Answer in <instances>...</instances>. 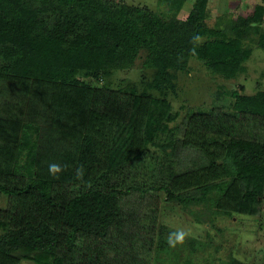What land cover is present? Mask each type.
Instances as JSON below:
<instances>
[{"label": "trees", "instance_id": "obj_1", "mask_svg": "<svg viewBox=\"0 0 264 264\" xmlns=\"http://www.w3.org/2000/svg\"><path fill=\"white\" fill-rule=\"evenodd\" d=\"M158 1L165 12L115 0H0V264H154L171 249L158 229L163 203L203 204L191 214L207 225L258 212L264 91L234 93L233 109L189 113L177 139L147 90L80 77L106 81L145 52L149 89L162 92L194 56L235 78L251 57L250 30L264 50V5L238 18L228 39L206 26L209 0L184 20L188 0ZM179 147L205 163L178 172Z\"/></svg>", "mask_w": 264, "mask_h": 264}, {"label": "rangeland", "instance_id": "obj_2", "mask_svg": "<svg viewBox=\"0 0 264 264\" xmlns=\"http://www.w3.org/2000/svg\"><path fill=\"white\" fill-rule=\"evenodd\" d=\"M132 6H148L158 12L165 8L158 0H115ZM196 0H188L179 19H185L192 11ZM257 5H264V0H209L206 26L223 30L229 38L234 32L229 31L238 18L252 16ZM264 30V25L261 28ZM257 34L250 30L244 40L245 49L251 51L250 59L235 78H228L223 73L211 70L205 60L194 56L188 63L186 71L175 72L174 88L168 87L162 92L149 89L155 71L144 65L146 53L141 52L133 67L114 72L105 80H95L80 74L83 81L94 87L109 85L113 88H130L135 86L139 92L148 91L153 98L166 106L174 129L175 138L183 135L188 114L198 110H209L213 107L233 109L234 93L255 95L264 91V50L254 44ZM216 39H202L213 42ZM178 172L182 173L205 163L202 155L194 150L179 147L177 151ZM6 198H0V207L4 208ZM192 205L190 211L180 206L163 203L159 227L170 235L169 251L157 254L154 264H264V197L258 212L254 215H235L231 218L216 217L210 225L199 223L191 211L203 213V204ZM203 209V210H201ZM4 228L0 226V234ZM183 234L177 239V234ZM166 237V235H163ZM161 235L158 236L160 241ZM21 264H37L31 259H23Z\"/></svg>", "mask_w": 264, "mask_h": 264}, {"label": "clouds", "instance_id": "obj_3", "mask_svg": "<svg viewBox=\"0 0 264 264\" xmlns=\"http://www.w3.org/2000/svg\"><path fill=\"white\" fill-rule=\"evenodd\" d=\"M50 170L51 171H58L59 169H58V166L57 165H50ZM182 236H183L182 233L181 234H177V239H182Z\"/></svg>", "mask_w": 264, "mask_h": 264}]
</instances>
